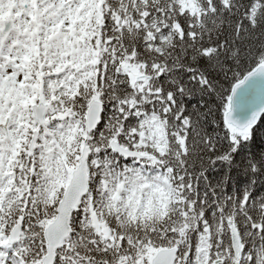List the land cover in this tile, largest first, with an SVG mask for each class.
<instances>
[{"label":"snow or ice","instance_id":"obj_1","mask_svg":"<svg viewBox=\"0 0 264 264\" xmlns=\"http://www.w3.org/2000/svg\"><path fill=\"white\" fill-rule=\"evenodd\" d=\"M0 264H264V0H0Z\"/></svg>","mask_w":264,"mask_h":264}]
</instances>
